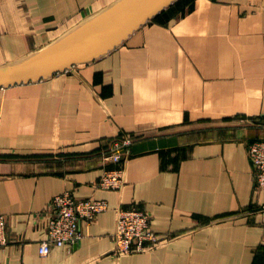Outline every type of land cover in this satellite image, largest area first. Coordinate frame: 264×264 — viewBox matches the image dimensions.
<instances>
[{"label":"crops","instance_id":"obj_1","mask_svg":"<svg viewBox=\"0 0 264 264\" xmlns=\"http://www.w3.org/2000/svg\"><path fill=\"white\" fill-rule=\"evenodd\" d=\"M117 1L0 0V64ZM125 134V189H102L115 167L104 153ZM258 138L264 0H176L106 55L0 89V264H264V191L248 154ZM67 190L109 209L43 254L48 207ZM136 204L165 241L116 257L117 207Z\"/></svg>","mask_w":264,"mask_h":264},{"label":"built area","instance_id":"obj_2","mask_svg":"<svg viewBox=\"0 0 264 264\" xmlns=\"http://www.w3.org/2000/svg\"><path fill=\"white\" fill-rule=\"evenodd\" d=\"M132 143L133 137L128 134L110 142L104 155L115 167L105 169L102 173L98 181L100 188L123 192L127 184V161ZM248 154L255 167V185L264 191V138L250 141ZM109 205L106 199L79 198L68 190L57 194L48 207L47 236L41 242L40 252L47 254L52 246L72 244L81 240L84 236L83 222H93L100 213L109 209ZM261 210L264 213V203ZM112 238L111 253L116 257L151 250L165 241V238L152 228L149 211L140 204L117 207ZM9 242L7 220L0 214V247Z\"/></svg>","mask_w":264,"mask_h":264},{"label":"water","instance_id":"obj_3","mask_svg":"<svg viewBox=\"0 0 264 264\" xmlns=\"http://www.w3.org/2000/svg\"><path fill=\"white\" fill-rule=\"evenodd\" d=\"M176 0H118L46 48L0 64V89L37 82L96 60Z\"/></svg>","mask_w":264,"mask_h":264},{"label":"bare ground","instance_id":"obj_4","mask_svg":"<svg viewBox=\"0 0 264 264\" xmlns=\"http://www.w3.org/2000/svg\"><path fill=\"white\" fill-rule=\"evenodd\" d=\"M57 40H58V39H57ZM57 40L53 41L51 44H53V43L56 42ZM51 44H49V45H51ZM49 45H47L46 47H48ZM46 47H44V48H46ZM44 48H43V49H44Z\"/></svg>","mask_w":264,"mask_h":264}]
</instances>
